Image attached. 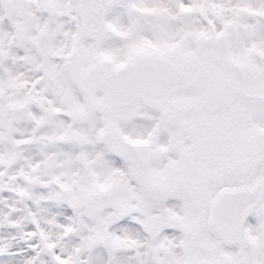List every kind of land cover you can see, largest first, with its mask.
<instances>
[{
	"label": "snow or ice",
	"instance_id": "snow-or-ice-1",
	"mask_svg": "<svg viewBox=\"0 0 264 264\" xmlns=\"http://www.w3.org/2000/svg\"><path fill=\"white\" fill-rule=\"evenodd\" d=\"M0 264H264V0H0Z\"/></svg>",
	"mask_w": 264,
	"mask_h": 264
}]
</instances>
